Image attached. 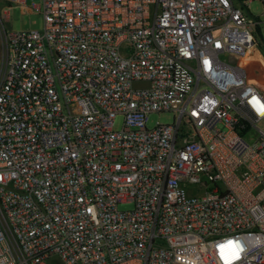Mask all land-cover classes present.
<instances>
[{
	"label": "built area",
	"instance_id": "built-area-1",
	"mask_svg": "<svg viewBox=\"0 0 264 264\" xmlns=\"http://www.w3.org/2000/svg\"><path fill=\"white\" fill-rule=\"evenodd\" d=\"M251 1L42 0L5 32L0 264H264Z\"/></svg>",
	"mask_w": 264,
	"mask_h": 264
},
{
	"label": "rangeland",
	"instance_id": "rangeland-1",
	"mask_svg": "<svg viewBox=\"0 0 264 264\" xmlns=\"http://www.w3.org/2000/svg\"><path fill=\"white\" fill-rule=\"evenodd\" d=\"M33 3L40 4L42 0H26L25 6L8 0H0V74L4 66L5 32L31 28L42 29L44 25L43 14L37 9H32ZM244 8L251 16L260 20L255 25L254 35L258 45L261 46V50L264 52V2L262 0H253ZM252 58L261 61L264 65V56L260 54L257 49ZM251 68L253 69V65H251ZM263 72L262 70V73ZM256 73L260 76L259 70H257ZM258 81L264 86L263 79H258ZM172 117L173 113L170 112H152L149 115L148 123L152 126L155 125L157 121H170ZM123 121L124 116L118 114L115 118L114 127L116 129L120 128ZM262 126L264 127V121L262 122ZM119 206L122 209H128L132 208L134 203L133 201L121 202Z\"/></svg>",
	"mask_w": 264,
	"mask_h": 264
},
{
	"label": "bare ground",
	"instance_id": "bare-ground-1",
	"mask_svg": "<svg viewBox=\"0 0 264 264\" xmlns=\"http://www.w3.org/2000/svg\"><path fill=\"white\" fill-rule=\"evenodd\" d=\"M255 52H256V50H252V53H251V57H253L254 55H255Z\"/></svg>",
	"mask_w": 264,
	"mask_h": 264
}]
</instances>
